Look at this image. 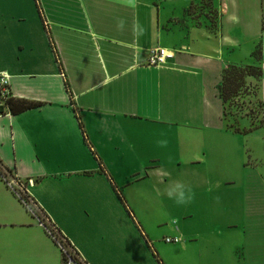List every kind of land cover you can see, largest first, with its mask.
<instances>
[{
  "label": "crops",
  "instance_id": "crops-1",
  "mask_svg": "<svg viewBox=\"0 0 264 264\" xmlns=\"http://www.w3.org/2000/svg\"><path fill=\"white\" fill-rule=\"evenodd\" d=\"M196 2L0 0L9 96L40 102L0 103V164L35 205L0 177V264L62 263L40 216L89 264H264L263 161L218 90L258 41L264 60V0H210L212 27Z\"/></svg>",
  "mask_w": 264,
  "mask_h": 264
},
{
  "label": "rangeland",
  "instance_id": "rangeland-1",
  "mask_svg": "<svg viewBox=\"0 0 264 264\" xmlns=\"http://www.w3.org/2000/svg\"><path fill=\"white\" fill-rule=\"evenodd\" d=\"M187 12L191 17L196 19L199 16L205 17L210 22V27L217 20V11L213 8L210 0H200V2L192 3ZM262 28H264V20ZM253 64H256V62ZM259 65L263 69L264 60L262 58ZM262 80V77H246V88L223 103L222 114L227 126H231L232 128L242 130L249 128L251 125L261 126L247 132L254 133L247 139V142L255 144L254 153L256 157L262 159L264 168V87H261Z\"/></svg>",
  "mask_w": 264,
  "mask_h": 264
},
{
  "label": "built area",
  "instance_id": "built-area-1",
  "mask_svg": "<svg viewBox=\"0 0 264 264\" xmlns=\"http://www.w3.org/2000/svg\"><path fill=\"white\" fill-rule=\"evenodd\" d=\"M171 56L163 53L162 49L154 50L149 58L148 63L150 65H158L166 62V59ZM7 74L0 73V103L5 104V101L9 96ZM0 177L4 180L5 184L18 196L20 201L29 210L35 211V205L26 194L25 185L15 174L6 172L0 164ZM30 180H28V183ZM40 220L44 225L47 233L52 237L54 242L58 245L62 252L61 264H89L86 259L73 247V245L58 231L56 226L50 222L47 218L41 217ZM177 237H164L166 242H174Z\"/></svg>",
  "mask_w": 264,
  "mask_h": 264
},
{
  "label": "trees",
  "instance_id": "trees-1",
  "mask_svg": "<svg viewBox=\"0 0 264 264\" xmlns=\"http://www.w3.org/2000/svg\"><path fill=\"white\" fill-rule=\"evenodd\" d=\"M251 56L256 64H228L222 71V80L218 85L219 97L224 103L230 97L239 94L242 89L246 88L245 78L248 76L262 77V68L259 62L262 58L261 43L257 42L255 48L251 52ZM5 105L9 112L18 113L29 108H33L40 105V102L30 101L23 98L8 97L5 101ZM0 112H2V106L0 105ZM79 126L83 133L82 124L79 120ZM233 131L238 133H247L253 129L261 126L251 125L247 129H238L228 126Z\"/></svg>",
  "mask_w": 264,
  "mask_h": 264
},
{
  "label": "clouds",
  "instance_id": "clouds-1",
  "mask_svg": "<svg viewBox=\"0 0 264 264\" xmlns=\"http://www.w3.org/2000/svg\"><path fill=\"white\" fill-rule=\"evenodd\" d=\"M167 194L169 198H173L177 204H184L192 198L191 190L189 188L183 187L180 184L170 188Z\"/></svg>",
  "mask_w": 264,
  "mask_h": 264
},
{
  "label": "bare ground",
  "instance_id": "bare-ground-1",
  "mask_svg": "<svg viewBox=\"0 0 264 264\" xmlns=\"http://www.w3.org/2000/svg\"><path fill=\"white\" fill-rule=\"evenodd\" d=\"M163 50V53L167 54V55H170L171 52L167 51L166 49H162Z\"/></svg>",
  "mask_w": 264,
  "mask_h": 264
}]
</instances>
